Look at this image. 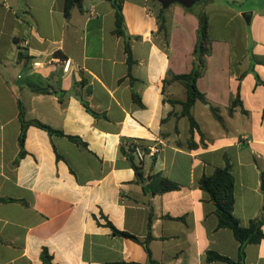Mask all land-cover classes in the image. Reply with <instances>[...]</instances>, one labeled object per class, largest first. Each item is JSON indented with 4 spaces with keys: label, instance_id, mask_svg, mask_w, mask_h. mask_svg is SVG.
<instances>
[{
    "label": "crops",
    "instance_id": "crops-1",
    "mask_svg": "<svg viewBox=\"0 0 264 264\" xmlns=\"http://www.w3.org/2000/svg\"><path fill=\"white\" fill-rule=\"evenodd\" d=\"M253 1L257 7L245 13L214 0L194 14L172 5L165 43L152 0H124L130 71L111 0H82L69 19L66 0H0V198L7 200L0 202V264H43L44 248L54 264H229L209 261V252L238 262L240 242L218 228L200 180L229 161L235 216L243 227L260 217L264 86L255 74L264 81V0ZM197 13L208 16L212 49L197 81L209 105L193 106L200 131L192 135L182 107L170 100L187 98L174 76L194 67ZM215 14H223L224 31L233 22L244 29L249 17L253 45L242 31L234 39L215 37ZM56 58L70 61L68 72L51 62ZM238 96L241 105L230 114ZM20 105L26 120L64 133L29 126L21 159ZM155 140L164 150L141 165L140 182L123 149ZM162 178L179 189L160 192ZM151 219L150 257L143 242ZM107 222L141 242L113 234ZM244 264H264V239L245 247Z\"/></svg>",
    "mask_w": 264,
    "mask_h": 264
},
{
    "label": "trees",
    "instance_id": "trees-1",
    "mask_svg": "<svg viewBox=\"0 0 264 264\" xmlns=\"http://www.w3.org/2000/svg\"><path fill=\"white\" fill-rule=\"evenodd\" d=\"M112 4L116 10V30L115 33L123 37L125 39V52L127 54V61L129 65V70H132L133 65L135 64L131 44H130V37L126 34L125 31V20L123 15V2L124 0H111ZM154 3L159 5L157 10V23H158V32L163 34V39L165 43H168L169 32L166 26V17L165 13L166 10L162 8L160 3L157 0H152ZM227 3L232 4L229 0H225ZM82 0H79L77 3L74 0H66V18L69 19L72 13V10L75 7H80ZM188 13H195V8L186 9ZM198 22H199V29H198V40L196 44V48L194 51V67L192 71L188 74L174 76V80L182 84L186 91H187V98L185 101L181 100H170L172 105H180L182 107L180 117L187 118L190 126V133L193 135L195 130L200 131L198 123L196 122L193 114L192 108L197 101L205 103L209 105L206 97L203 93H201L197 87L198 79L203 75L207 68V57L211 55L212 49V42L209 35V19L205 13H197L195 14ZM57 56L60 54L57 53ZM253 65L251 71L253 72V66L256 63L254 58H252ZM255 78L258 85L264 86V81L261 80L258 74H255ZM34 92L48 94L50 93L49 88H39L35 87ZM84 106L87 108L88 111L96 115L89 109L88 104L83 101ZM233 106L230 108V114H233L234 107L241 105L239 96L234 100ZM210 109L214 115V117L218 121H222L221 116L219 115V110L215 107L210 106ZM244 113H246L244 111ZM19 119L21 122V133L19 136V144H20V155L19 159L25 156L26 152L24 150V143L26 139V131L29 126H36L40 129L45 130L50 135H60L64 136L62 131H57L51 128L48 125H45L37 120H26L25 118V111L24 108L20 105V113ZM203 137V134H202ZM69 140L74 143L80 144L85 146L86 144L79 138L73 136H67ZM192 147H196L195 144H192ZM130 151V150H129ZM129 151L123 149L125 154H128V157L131 161L132 167L136 172V176L138 181L143 182L145 173L143 171V167L137 164ZM201 188L206 191L210 195L211 202L215 207V214L218 219V228L219 229H230L235 238L240 242L239 248V260L238 262H234L233 260L221 256L215 252H209L207 259L209 261H222L227 262L229 264H244L245 258V247L249 244H258L264 239V232L262 227L264 226V206L259 218L253 219L250 221L248 227H243L240 224V221L234 214V206H235V177L231 170V164L227 161L225 167H219L215 170V172L211 176L204 175L200 180ZM179 189V185L167 178H162L161 180V189L160 192L165 193L169 191H175ZM7 201L6 199L0 198V202ZM151 223L152 219L148 225V237L146 238L145 242H143L145 249L149 256L151 257V252L149 249V242L152 239L151 235ZM108 227L111 228L113 234L126 237L132 239L136 242H141L137 237L127 233L117 230L110 222L106 224ZM41 260L43 264H54L53 257L49 254L46 248L43 249L41 254Z\"/></svg>",
    "mask_w": 264,
    "mask_h": 264
},
{
    "label": "rangeland",
    "instance_id": "rangeland-1",
    "mask_svg": "<svg viewBox=\"0 0 264 264\" xmlns=\"http://www.w3.org/2000/svg\"><path fill=\"white\" fill-rule=\"evenodd\" d=\"M209 0H203L200 3L196 4L194 8H198L199 6H201L202 4H205L206 2H208ZM232 4L227 3L225 0H214L215 3L220 4L221 6H226V8H231L234 11H242V12H246L248 11L250 8L252 7H257L254 6L253 4L256 3V1L253 0H229ZM152 4L154 5V7L158 10L159 5L157 3H154V1H152ZM228 16H229V11H227ZM231 16V14H230ZM232 17V16H231ZM223 23H224V16L223 14H215V17L213 18V24L215 25V37L218 38H227V39H234L241 31L244 34V38H247L249 43L253 45V26L249 25V23L246 21V25L243 26L244 29H240L241 25L233 22L230 25L227 26L226 31H224L223 29ZM241 32V34H242ZM249 53L252 55V50L250 48Z\"/></svg>",
    "mask_w": 264,
    "mask_h": 264
},
{
    "label": "built area",
    "instance_id": "built-area-1",
    "mask_svg": "<svg viewBox=\"0 0 264 264\" xmlns=\"http://www.w3.org/2000/svg\"><path fill=\"white\" fill-rule=\"evenodd\" d=\"M26 46V44H22ZM63 64L64 72H68L70 67V61H63L59 58L51 60V62ZM51 62H47V64H51ZM42 63L36 62L34 64L35 67H41ZM164 143L161 140H155V142L151 145L144 146L139 143H134L132 147L129 149L130 154H132L133 158L140 164L143 165L148 160H154L158 158L160 154L164 150Z\"/></svg>",
    "mask_w": 264,
    "mask_h": 264
},
{
    "label": "water",
    "instance_id": "water-1",
    "mask_svg": "<svg viewBox=\"0 0 264 264\" xmlns=\"http://www.w3.org/2000/svg\"><path fill=\"white\" fill-rule=\"evenodd\" d=\"M79 0H74L77 3ZM164 10H168L170 6L178 4L186 9H192L196 4L203 0H157ZM245 17V16H244ZM248 23H250V18L246 17ZM261 190L264 192V176H262Z\"/></svg>",
    "mask_w": 264,
    "mask_h": 264
}]
</instances>
